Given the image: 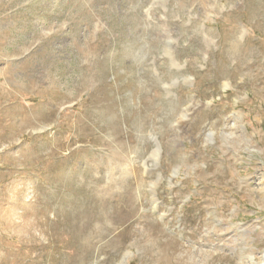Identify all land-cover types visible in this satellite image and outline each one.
Masks as SVG:
<instances>
[{"label":"rangeland","instance_id":"rangeland-1","mask_svg":"<svg viewBox=\"0 0 264 264\" xmlns=\"http://www.w3.org/2000/svg\"><path fill=\"white\" fill-rule=\"evenodd\" d=\"M124 253L264 264V0H0V264Z\"/></svg>","mask_w":264,"mask_h":264},{"label":"water","instance_id":"water-1","mask_svg":"<svg viewBox=\"0 0 264 264\" xmlns=\"http://www.w3.org/2000/svg\"><path fill=\"white\" fill-rule=\"evenodd\" d=\"M166 49V48H165ZM166 51V50H165ZM189 80V79H187ZM186 109V108H185ZM184 112V109L182 110V113ZM173 128H175V126H172V130ZM158 152V149H155L152 151V154H155ZM128 255H130L129 253H124L122 256H121V260L118 262V263H114V264H124L125 263V260L127 259Z\"/></svg>","mask_w":264,"mask_h":264},{"label":"bare ground","instance_id":"bare-ground-1","mask_svg":"<svg viewBox=\"0 0 264 264\" xmlns=\"http://www.w3.org/2000/svg\"><path fill=\"white\" fill-rule=\"evenodd\" d=\"M149 12V11H148ZM150 20V19H149ZM160 23V22H159ZM158 24V23H157ZM162 31V30H161ZM164 38V37H163ZM165 40H167V39H165ZM166 44V43H165ZM167 50V49H166ZM167 52V51H166ZM174 61V60H173ZM186 116H188L187 114H186V110H184V112L182 113V117H186ZM159 150V149H158ZM151 155V154H150ZM155 155V154H154ZM152 156V155H151ZM152 159V158H151Z\"/></svg>","mask_w":264,"mask_h":264}]
</instances>
